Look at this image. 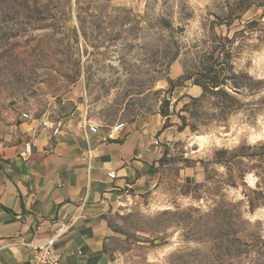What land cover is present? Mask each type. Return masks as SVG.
<instances>
[{"label": "rangeland", "instance_id": "rangeland-1", "mask_svg": "<svg viewBox=\"0 0 264 264\" xmlns=\"http://www.w3.org/2000/svg\"><path fill=\"white\" fill-rule=\"evenodd\" d=\"M232 70L256 87L194 91ZM76 112L167 132L153 189L109 211L106 264H250L245 240L264 264V0H0V170Z\"/></svg>", "mask_w": 264, "mask_h": 264}, {"label": "crops", "instance_id": "crops-1", "mask_svg": "<svg viewBox=\"0 0 264 264\" xmlns=\"http://www.w3.org/2000/svg\"><path fill=\"white\" fill-rule=\"evenodd\" d=\"M174 71L179 77L177 66ZM85 119L76 112L62 120L59 135L53 123L30 131L25 144L31 153L20 148L0 170V264H30L31 245L47 242L63 226L69 228L55 246L63 262L106 264V220L114 201L153 189L167 134L162 119L127 125L109 141L110 130L86 132Z\"/></svg>", "mask_w": 264, "mask_h": 264}, {"label": "built area", "instance_id": "built-area-1", "mask_svg": "<svg viewBox=\"0 0 264 264\" xmlns=\"http://www.w3.org/2000/svg\"><path fill=\"white\" fill-rule=\"evenodd\" d=\"M23 119L26 121L32 120V117L29 113H24L22 115ZM64 127L62 121L56 123L54 125V135H59ZM83 129L91 134H99L101 131V126L95 121L85 119L83 123ZM126 127L125 124H117L111 127L110 132L106 134V141L118 139L120 134L123 132L124 128ZM160 141H155V146H159ZM26 152L31 153L32 145L27 144ZM110 179H116L117 175L115 173L109 174ZM68 226H63L58 229L55 234L45 243L43 244H32L31 250L32 255L30 259V264H66L60 258V256L55 251V246L60 238H62L68 229Z\"/></svg>", "mask_w": 264, "mask_h": 264}, {"label": "trees", "instance_id": "trees-1", "mask_svg": "<svg viewBox=\"0 0 264 264\" xmlns=\"http://www.w3.org/2000/svg\"><path fill=\"white\" fill-rule=\"evenodd\" d=\"M251 7H252V5L249 6L247 8V10H249ZM175 60H177V58ZM229 73H230V76H227V75L223 76L224 78H223V81L222 82L219 81L220 76L217 75V74H215L213 76L210 75L207 78H205L206 83L203 82L202 80H197V81H195V85L203 88L204 90H207L208 88L217 89V88H220L221 86H226L227 81L228 80H232L233 83H235V85L237 87H248L250 89H253L254 87H256V82H255V84H251V82L253 81L252 78L244 75L243 77H248V79H249L250 82L249 83H242V82L239 81V78L240 77L238 75H236L233 72V70L230 71ZM169 84H170V90H169V92L172 93V92H174V89H175V87L177 85L174 82V80H169ZM165 128H166V126H164V129ZM160 133H162V132H160ZM249 243L250 242L248 240L241 241V244L245 246V250H243V252H241L242 257H244L245 260H249V262H252L250 264H261V263H258L257 262L258 260L256 261L257 255L259 257L261 256V250L260 249H257V250H254V251L253 250H250Z\"/></svg>", "mask_w": 264, "mask_h": 264}]
</instances>
